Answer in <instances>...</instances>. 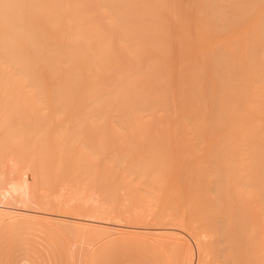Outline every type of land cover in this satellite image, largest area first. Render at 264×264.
Segmentation results:
<instances>
[{
    "label": "bare ground",
    "instance_id": "bare-ground-1",
    "mask_svg": "<svg viewBox=\"0 0 264 264\" xmlns=\"http://www.w3.org/2000/svg\"><path fill=\"white\" fill-rule=\"evenodd\" d=\"M0 93H16L14 102H0V155L22 143L25 162H34V168L46 167L41 164L50 157V144L45 136L31 140L17 128L19 116L29 112L36 115L29 126L44 131V120L58 115L56 108L76 103L95 110L84 112L94 123L107 125L110 118L127 123L120 136L105 128L109 135L116 132L115 140L140 135L119 160L117 152L110 153L112 146L105 151L111 141L103 148L111 138L107 133L93 137V153L83 146L78 161L97 170L100 192L83 186L80 193L83 187L76 186L72 193L69 185L71 190L57 192L48 209L39 208L41 201L29 188L34 190L27 179L31 166L22 159L28 168L18 170V160L10 159L4 170L2 154L0 220L17 214L50 217L82 247L113 233H141L168 251L174 264H264V0H0ZM11 108L17 111L8 114ZM123 156L132 165L123 167ZM109 164L126 171L117 176L124 198L138 200V206L150 202L148 208L157 211V227L146 221L137 225L134 217L127 223L128 216L98 205L112 188L103 178L119 172L105 171ZM38 168L34 172L40 175ZM128 173L142 178L141 184L129 183ZM10 179L33 194L13 192Z\"/></svg>",
    "mask_w": 264,
    "mask_h": 264
},
{
    "label": "rangeland",
    "instance_id": "rangeland-1",
    "mask_svg": "<svg viewBox=\"0 0 264 264\" xmlns=\"http://www.w3.org/2000/svg\"><path fill=\"white\" fill-rule=\"evenodd\" d=\"M2 93H0V95H1ZM15 94L16 93H9V94H4V95H1V97H0V102L2 103V101L3 102H7L6 101V99L8 98V102L7 103H12V102H14L15 100H16V96H15ZM12 95V96H11ZM9 96H10V98H9ZM15 97V99L13 100V98ZM2 98V99H1ZM6 98V99H5ZM4 99H5V101H4ZM35 99V100H34ZM34 99H32V101H36V102H38V100H36L37 98H34ZM9 100H11V102L9 101ZM42 100L40 99L39 100V102H41ZM53 101V99H48V100H45V102H52ZM38 102V103H39ZM76 102V101H75ZM63 105H65V104H62V106L61 107H59L58 109L56 108V111L57 110H59V111H57V113H58V115H53L52 116V118L50 119L49 117H47L46 119L48 120V118H49V120L51 121V123H49L50 121L48 120H46L45 119V117H44V121H45V125H47L46 127H45V129H44V131H42V130H40V128H38L37 126L35 127H33L34 129V131L33 130H30L32 127H30L29 126V124H28V120H30V119H34L35 117H33V116H36V115H31V113L29 112L28 114L26 113V114H23L22 116L23 117H21V115L19 116L20 118H19V120H18V122H17V128H20L19 130H24L26 133H25V136H27V137H29V139H31V140H33V139H41L42 137L43 138H48V142L47 143H49L50 144V148H48L49 149V155H50V157L48 156L47 157V161L45 160V162H42V164H41V166L44 164V166H46V167H43L45 170H43V168H38L37 166H35V168L37 167L39 170H41L42 169V171H43V173H41L40 175L38 174V173H40V172H38V173H35L34 171H36L37 170V168L35 169L34 168V165H33V163H31V165H28L27 163H29V162H25V157L27 158V156H26V145H24V144H22V143H17V145H12V147L10 146V147H8L7 149H3L2 150V153H1V155H2V157L3 158H7L6 160H8V161H6L5 159H4V162L3 163H5V165H4V167H3V163H2V166H0V168H4V170L7 168V166H8V164H9V162H11V161H9L10 159L12 160V161H14L13 159H16L15 160V162L18 160V164H20L19 165V167H18V165H17V168H18V170H20L21 168H28V167H30L31 166V168H29L30 169V171H29V169H28V171H27V173L29 174H26V176H27V179H28V181H30L31 180V185L32 186H34V190L32 189V187H29L32 191H33V193H35V194H37V197L38 196H40V197H36V195H34V197H36V199L40 202L39 204V208H40V206H42L43 205V209L44 208H46V209H48V208H52L53 207V205H52V203H54L55 201H53V198L55 197V196H58L57 194V192H61L60 190H62V188H67L68 189V187H69V185H70V187H72V189H73V191H71L72 193H75L76 192V190H75V187L77 186H79V188L80 187H85V190H86V187H87V191L88 190H91V188L93 189V191L91 190V192H95V191H98L99 190V188L97 187V186H99V185H95V184H100V181H99V183H98V180H97V182H96V179L97 178H99L100 177V175H99V173H98V175H99V177H96L97 175V170L95 169V168H88V167H85L84 168V166H86V164L85 163H80V161H78L79 159L78 158H80V150H81V148L83 147V149H86V150H94L96 147H95V145H93L94 143L93 142H95V144H97V142H96V139H94L93 137H95L96 136V138L97 137H100L101 135H104V134H106L108 131H107V129H105V128H108V130H110L111 128H112V130H113V128L116 130V132H118L117 134H118V136H120V135H123V134H125L124 133V131L125 130H123L125 127H127L128 126V124L126 123V124H119V122L116 124V123H114L113 121H111L112 119L110 118L109 120H110V122H108L107 123V125H105V123H104V125L103 124H101L100 122H102V121H100V122H97V123H99V124H97V123H94L93 121H95L94 120V118L92 117V115H89L88 116V114H87V116L84 114V112L85 111H87V112H91V111H95L94 109H91V108H89V110H87V109H81L79 106H78V104H76V103H74L73 105H70V106H68V104H66V106H68V108H66V106H64L63 107ZM77 106V108H76V106ZM63 108V109H62ZM74 108H76V109H74ZM70 109H74V111L73 110H70ZM11 110V111H10ZM10 110H8V114H13L14 112H16L17 110L16 109H14V108H11ZM14 110H16V111H14ZM49 110V109H48ZM97 110V109H96ZM104 110V109H103ZM108 110H112V109H108ZM114 110V109H113ZM19 111V110H18ZM53 111H55V110H53ZM69 111V112H68ZM75 112V113H71V112ZM78 111V112H77ZM83 111V112H82ZM98 111V110H97ZM106 111V110H105ZM118 111V110H117ZM20 112V111H19ZM109 112H111V111H109ZM60 113H62L61 114V116L59 115ZM77 113V114H76ZM64 115V116H63ZM67 115V116H66ZM75 115V116H74ZM83 115V116H82ZM85 115V116H84ZM18 116V115H17ZM30 116H31V118H30ZM39 116V115H38ZM44 116V115H43ZM60 116V117H59ZM56 117V118H55ZM62 117V118H61ZM111 117V116H110ZM30 118V119H29ZM37 119H38V117H36ZM65 118V119H64ZM16 119V118H15ZM25 119V121L23 122V120ZM61 119V122L63 121V123H61V124H59V125H57V121H59ZM63 119V120H62ZM54 120H55V122L56 123H54ZM65 120V121H64ZM114 120H115V118H114ZM47 121V122H46ZM52 121H53V123H52ZM83 123H81V122ZM118 121V120H117ZM23 122V123H22ZM113 122V123H112ZM72 123V124H71ZM74 123H77V124H74ZM110 123V124H109ZM23 124V125H22ZM53 125V126H51V125ZM66 124V125H65ZM82 126H81V125ZM109 124V125H108ZM51 127H54V131H52V129L50 128V126ZM56 125V126H55ZM77 125H79L80 127H76ZM83 125H85L84 127H83ZM111 125V126H110ZM125 125H127V126H125ZM24 126H26V129H27V127H29L28 129H27V131L29 130V132H27L26 130H25V127ZM108 126V127H107ZM114 126V127H113ZM118 126V127H117ZM130 126H132L131 124H129V127ZM156 127V125L155 124H153V125H149V127ZM24 127V128H23ZM62 127V128H61ZM86 127V128H85ZM97 127V128H96ZM157 127H159V126H157ZM37 128L41 131H39V130H37ZM59 128V129H58ZM70 128V130H68ZM82 130H81V129ZM100 128V129H99ZM119 128H121V130L119 129ZM47 129V130H46ZM51 129V130H50ZM75 129V130H74ZM87 129V130H86ZM126 129V128H125ZM131 129V128H130ZM58 130H61V131H58ZM66 130H67V132H66ZM80 130V131H79ZM102 130V131H101ZM132 130V129H131ZM54 132L55 134L53 135V133L52 132ZM71 131V132H70ZM91 131H92V133H91ZM34 132V133H33ZM42 132H43V134H42ZM47 132V133H46ZM48 132H51V134L49 133L48 134ZM56 132H57V134H56ZM61 134H60V133ZM83 132V133H82ZM86 132H87V135H86ZM101 132H103V133H101ZM115 132V131H114ZM116 132H115V134H116ZM30 133V134H29ZM37 133H40V135L38 136V134ZM59 133V134H58ZM72 133V134H71ZM96 133V134H95ZM123 133V134H122ZM136 133V132H135ZM135 133H131L130 134V141H125V140H123V142H122V140H115L114 138H115V136H114V138H113V136L112 135H115V134H113V132H111V135H109L108 133V138H110V139H108L107 140V138H105L107 141L105 142V139H104V142H105V145H104V147L103 148H105V146H106V144H107V142H108V145H109V142H110V145L108 146V148L106 147L105 148V151H106V149H108L107 151L109 152L110 150H109V147L110 146H112L115 150L113 151H111L110 153H116L117 152V155H115V157H114V159L115 158H117V156H118V158L116 159V160H119L120 159V157L122 156V152L121 151H125V152H127V146L129 145V143H131V140L133 139V138H135V139H137L140 135H139V133L136 135ZM0 137L2 136V132H0ZM68 134V135H67ZM79 134V135H78ZM48 135H52L51 137H53V138H51L50 136H48ZM65 135H66V137H65ZM71 135V136H70ZM75 135V136H74ZM98 135H100V136H98ZM31 136V137H30ZM45 136V137H44ZM56 136V137H55ZM59 136V137H58ZM67 136H69V137H67ZM50 137V138H49ZM71 137V138H70ZM76 137V139H74ZM77 137H78V139H77ZM80 137V138H79ZM93 138V139H92ZM113 138V139H112ZM51 139V140H50ZM52 139H53V141H52ZM90 139V140H89ZM135 139H133L134 140V142H135ZM78 140V141H77ZM81 140H82V142H81ZM89 140V141H88ZM101 140H102V137H101ZM139 140H140V138H138V140H136V141H138V143H139ZM0 141H2V140H0ZM62 141V142H61ZM84 141V142H83ZM65 142V143H64ZM71 142V143H70ZM78 142V143H77ZM98 142H99V140H98ZM104 142H103V144H104ZM119 142V143H118ZM121 142V143H120ZM134 142H133V144H134ZM42 143V142H41ZM101 143V142H100ZM124 143V144H123ZM141 143H142V141H141ZM46 144V143H45ZM53 144V145H52ZM76 144H78L77 146H75ZM103 144H101V147H102V145ZM137 143H135V145H136ZM20 145V146H19ZM25 146V148H23L24 146ZM48 145V144H47ZM59 145V146H58ZM118 145V146H117ZM132 145V144H131ZM135 145H133V146H135ZM23 146V147H22ZM79 146V147H78ZM98 146V145H97ZM118 148H117V147ZM122 146V147H121ZM125 146V147H124ZM132 146V147H133ZM100 147V148H101ZM17 148V149H16ZM99 148V147H98ZM97 148V149H98ZM117 148V149H116ZM131 148V147H130ZM134 148V147H133ZM132 148V149H133ZM139 148V147H138ZM63 149V150H62ZM123 149H125V150H123ZM10 150V151H9ZM12 150V151H11ZM24 150V151H23ZM79 150V151H78ZM104 150V149H103ZM136 150H137V148H136ZM150 150V149H149ZM14 151V152H13ZM22 151V152H21ZM54 151V152H53ZM64 153H63V152ZM77 151V152H76ZM88 151V152H89ZM92 151H90L91 153H93ZM101 151V150H100ZM20 152H21V154H20ZM24 152V153H23ZM41 152H42V150H41ZM47 152V151H46ZM27 153H29L28 151H27ZM39 154H40V152H38ZM52 153V154H51ZM70 153V154H69ZM79 153V154H78ZM39 154H38V156H39ZM128 154V153H127ZM0 155V156H1ZM16 155V156H15ZM24 155V156H23ZM68 155V156H67ZM79 155V156H78ZM32 156V155H31ZM37 156V157H38ZM41 156V155H40ZM66 156V157H65ZM130 157H132L131 155H129ZM129 156H123V158H125L126 157V161H125V166L123 165V167H127L128 165L127 164H129L130 163V165H132V163L133 162H131L132 161V159H130V157ZM135 157L137 156L138 157V155H134ZM134 156L132 157V158H134ZM151 156V155H150ZM1 157V158H2ZM16 157V158H15ZM19 157V159H17ZM21 157V158H20ZM136 157V158H137ZM148 157V156H147ZM153 157V159H154V156H152ZM34 157H32V159H33ZM40 158V157H39ZM24 160V163H26L27 165H28V167H26V165L23 163V162H20L21 160ZM29 159H30V157H29ZM36 159H38V158H36ZM65 159V160H64ZM122 159V158H121ZM147 159V158H146ZM149 159V158H148ZM147 159V160H148ZM193 159V158H192ZM200 159V158H199ZM198 159V160H199ZM52 160V161H51ZM62 160V161H61ZM129 160V161H128ZM194 160V159H193ZM196 160H197V158H196ZM195 160V161H196ZM8 162L7 164H6V162ZM26 161H28V159L26 160ZM128 161V162H127ZM60 162V163H59ZM190 162H194V161H190ZM196 162H198V161H196ZM200 162V161H199ZM17 163V162H16ZM36 163H37V161H36ZM41 163V162H40ZM69 163V164H68ZM53 164V165H52ZM56 166H55V165ZM68 164V165H67ZM81 164V165H80ZM85 164V165H84ZM198 164V163H197ZM24 165V166H23ZM37 165V164H36ZM52 165V166H51ZM60 165V166H59ZM73 165V166H72ZM82 165H83V167H82ZM104 165V164H103ZM106 165V164H105ZM111 166H113V164L111 165ZM111 166H110V164H109V166H107V167H109V168H106V170L105 171H111V169H113V168H111ZM106 167V166H105ZM114 167V166H113ZM122 167V168H123ZM57 168H59V171L60 170H62V174H60L59 172V175L57 174V172H54L53 170L54 169H57ZM68 168V169H67ZM74 168V169H73ZM88 168V169H87ZM99 168H101V167H99ZM98 168V169H99ZM121 168V169H122ZM72 169V170H71ZM83 169V170H82ZM102 169V168H101ZM105 169V168H104ZM77 170V171H76ZM96 170V171H95ZM103 170V169H102ZM114 170V169H113ZM115 170H116V168H115ZM114 170V171H115ZM119 171V172H117V175L115 174L116 173V171ZM117 170L113 173V175H116V177H115V179L117 180L116 181V183L118 182V187L115 189V187H114V190L115 191H113L112 193H111V190H112V188H113V183L112 182H114L115 181V179H113V178H109L110 180H107V178L108 177H106V178H103V176L105 175V174H103V176L101 175V178H100V180L103 178L104 180H105V183H108V186H110V188H111V186H112V188L110 189V190H108V191H110L109 193L108 192H106V190H105V193H104V197L103 196H101V193H99L98 194V192H100V190L97 192V194H96V196L97 195H99V196H101L100 197V199L102 198V200H103V202H102V200L100 201V199H99V201L101 202H99L100 204H98L100 207L102 206L103 207V209L104 208H106L107 210H108V208H110V210H111V212L110 213H112V211H114L115 213L116 212H118V213H120V215L121 214H123V215H126V216H128V217H126V219H127V221H126V219L125 220H123V222L125 221V222H127V223H131V220H133L134 218H135V222L137 221V219H138V221H137V225L140 223V221H141V224L140 225H143L142 223H145V221L147 222V226L148 225H150L151 224V226L152 227H157L156 226V224L158 223V222H155L156 221V212L157 211H155V209H152L151 207L152 206H149V208H148V206L147 205H149L150 204V202H149V204H147V202L145 203V204H147V205H144L143 204V206H138V203H137V199L136 198H138L139 197V195H140V191L138 192L139 194H138V196L137 197H133V200L132 201H134V199H136L137 201H134V202H130V201H128L126 198H124V196H122V193H123V190H121L120 188L122 187L121 185H123V183L122 182H119L120 180H119V177H117L118 175H120V172L121 171H123L124 169H122V170H119L118 168H117ZM46 173H45V172ZM76 171V172H75ZM85 171V172H84ZM90 171V173H88ZM100 171V170H99ZM139 170H137V172H138ZM61 172V171H60ZM96 173V174H94V173ZM104 172V171H103ZM126 171H123L122 173H124V175L126 174L125 173ZM136 172V171H135ZM134 172V173H135ZM143 172V171H142ZM74 173H76V174H74ZM79 173V174H78ZM84 173V174H83ZM106 173V172H105ZM109 173H112V171L111 172H109ZM141 173V172H140ZM140 173H137V174H140ZM143 173H145V172H143ZM142 173V174H143ZM45 174H47L48 176L46 177V175ZM72 176H71V175ZM74 174V175H73ZM83 174V175H82ZM107 174V173H106ZM129 174L133 177H129ZM133 173H128L127 175H128V177H126V178H130L129 180H128V182L130 181V180H132L133 179V181L135 182V181H138V183H140L141 184V181L139 182V180H141L142 178H144V176L146 177L147 176V174L145 175V174H143V177L140 179H138L137 177H134V175H132ZM136 174V175H137ZM202 174V173H201ZM45 175V177H43ZM82 175V176H81ZM89 175V176H88ZM93 175H95L94 177H93ZM111 175V174H110ZM109 175V176H110ZM123 175V174H122ZM123 175V176H124ZM9 176V175H8ZM57 176V177H56ZM61 177V178H60ZM79 177V178H78ZM95 177H96V179H95ZM140 177V176H139ZM12 178V177H11ZM15 178V177H14ZM32 178V179H31ZM60 178V179H59ZM83 178V179H82ZM93 178V179H92ZM17 179V178H16ZM36 181H35V180ZM57 179V180H56ZM59 179V180H58ZM85 179V180H84ZM102 179V180H103ZM49 180V181H48ZM107 180V181H106ZM119 180V181H118ZM122 181H123V178L121 179ZM126 180V181H127ZM10 181H11V183H9V184H16V182H17V180H13L14 181V183H12V180L10 179ZM33 181V182H32ZM34 181H35V183H34ZM38 181V182H37ZM41 181H43V182H41ZM93 181V182H92ZM48 182V183H47ZM78 182V183H77ZM95 182V183H94ZM124 182V181H123ZM44 183V184H43ZM47 183V184H46ZM85 183V184H84ZM92 183V184H91ZM120 183H121V185H120ZM130 183V182H129ZM8 184V185H9ZM73 184V185H72ZM76 184V185H75ZM102 184H103V182H102ZM114 184H115V182H114ZM134 183L132 182V185H133ZM11 185H9V189H13L12 191L13 192H15L16 190H18V191H16L15 193H18V192H20V194L21 195H23L24 193V195H27L28 194V192H25V188H23V190H24V193L22 192L23 190H22V188H19L20 187V185L17 183V185H12L13 187L11 188ZM72 185V186H71ZM104 185V184H103ZM117 185V184H116ZM131 185V184H130ZM138 185V188L140 187V185L139 184H137ZM102 186V185H101ZM101 186H99V187H101ZM106 186H107V184H105V186H104V188H106ZM107 186V187H108ZM121 186V187H120ZM127 186V185H126ZM38 187V188H37ZM69 187V188H70ZM84 187H83V190L82 191H80V193H82L83 191H84ZM120 187V188H119ZM133 187V189H134V185L132 186ZM142 187V186H141ZM98 190H97V189ZM118 188L120 189V191H118ZM124 188V190H125V188H128V187H123ZM29 189V190H30ZM101 189V188H100ZM103 189V188H102ZM70 190H71V188H70ZM104 190V189H103ZM130 190V187H129V189H128V191ZM135 190L137 191V189H136V187H135ZM171 191H172V189H170ZM31 191V192H32ZM87 191H85V192H87ZM119 192V195L120 196H117L116 194ZM126 192H127V190H125ZM148 191H150V190H148ZM152 191V190H151ZM163 191H165V190H163ZM163 191H161V192H163ZM31 192H29V194H33V193H31ZM84 192V193H85ZM102 192V191H101ZM158 191H156V193H157ZM167 192H169V190H167ZM166 191H165V193H167ZM88 193V192H87ZM87 193H85V196H84V194H83V197L85 198L86 196H88V194ZM125 193V192H124ZM123 193V194H124ZM135 193V192H134ZM133 193V194H134ZM152 193V192H151ZM155 193V192H154ZM153 193V194H154ZM155 193V194H156ZM95 194V193H94ZM113 194H115L116 195V197H115V195H114V197L112 196ZM125 194H127V193H125ZM136 194V193H135ZM134 194V195H135ZM158 194V193H157ZM157 194H156V196H157ZM163 194V196H168V197H166V199L167 198H169V197H171V196H169V195H167V194H165L164 195V193H162ZM169 194V193H168ZM204 194V193H203ZM23 195V196H24ZM129 195H131V194H129ZM206 195V194H205ZM33 196V195H32ZM54 196V197H53ZM90 196V195H89ZM89 196H88V198H89ZM111 196V197H110ZM133 196V195H132ZM132 196H131V198H132ZM145 196H148V194L146 195L145 194ZM155 196V197H156ZM159 196V195H158ZM162 196V197H163ZM202 196V195H201ZM42 197V198H41ZM51 197V198H50ZM141 197H143V194H142V196ZM87 198V197H86ZM104 198V199H103ZM130 198V199H131ZM150 198V197H149ZM158 198V200H157V202L159 203V199L161 198V196H159V197H157ZM143 198H141V200H142ZM144 199H145V197H144ZM143 199V200H144ZM162 199V198H161ZM160 199V200H161ZM163 199H165V198H163ZM170 200H171V198H169ZM36 200V201H37ZM140 200V199H139ZM142 200V201H143ZM37 201V202H38ZM147 201V200H146ZM165 201H167V200H164V202ZM47 202V203H46ZM51 203V205L50 204H48V203ZM145 202V201H144ZM156 202V203H157ZM155 203V204H156ZM160 203H162V201H160ZM159 203V204H160ZM167 203V202H166ZM17 204H22V203H17ZM46 204H47V206H46ZM141 204V203H140ZM139 204V205H140ZM24 205V204H23ZM22 205V206H23ZM167 205V204H166ZM21 206V207H22ZM46 206V207H45ZM161 206V205H160ZM164 206V205H163ZM32 208H33V206H31ZM36 207V206H35ZM48 207V208H47ZM157 207V210L160 208L159 206H156ZM159 207V208H158ZM162 207V206H161ZM150 210V211H149ZM159 210H161V208L159 209ZM162 210H163V208H162ZM48 212H49V210H47ZM46 211V212H47ZM42 212H43V210H42ZM45 212V213H46ZM151 212V213H150ZM155 212V213H154ZM50 213V212H49ZM117 214V213H116ZM249 214H251V213H249ZM249 214H247V216L249 215ZM113 216V215H112ZM117 216H118V214H117ZM116 216V217H117ZM161 216V215H160ZM254 216V215H253ZM119 217V216H118ZM133 219H132V218ZM251 217V216H250ZM250 217H249V220H250ZM161 218V217H160ZM159 218V219H160ZM49 219V220H48ZM130 221H129V220ZM51 220H53V219H51L50 217H41V216H37V215H21V214H17V215H14V216H11V217H8V218H6V219H4V220H0V264H174V259H173V256L171 255V254H169V252L168 251H166L165 249H163L160 245H159V243L157 242V241H155L154 239H152L151 237H148V236H146V235H141V233L140 234H138L137 232H135V234L134 233H127V234H125V233H113V234H109V235H107V236H105V237H103V238H101V239H97V241H94V243H87V244H83V247L79 244V243H76L74 240L76 239L75 237H72V236H68L67 235V233L64 231V230H60V228H59V225L58 224H54V223H51L50 221ZM117 221L119 220V219H116ZM252 220V219H251ZM57 221V220H56ZM157 221H159V220H157ZM120 222H122V221H120ZM133 222H134V220H133ZM170 222L171 223H173L174 221L173 220H170ZM155 223V224H154ZM160 223V222H159ZM158 223V224H159ZM175 223V222H174ZM154 226H153V225ZM150 227V226H149ZM143 234V233H142ZM113 235H115V236H113ZM73 238V239H72ZM78 240V239H77ZM76 240V241H77ZM93 241V240H92ZM76 243V246L74 247V245L73 244H75ZM194 247V246H193Z\"/></svg>",
    "mask_w": 264,
    "mask_h": 264
}]
</instances>
